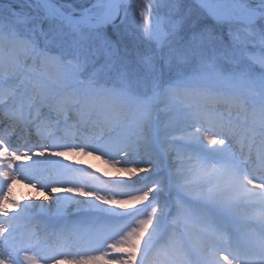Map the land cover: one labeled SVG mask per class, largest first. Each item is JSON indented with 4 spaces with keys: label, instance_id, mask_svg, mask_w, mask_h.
<instances>
[{
    "label": "snow or ice",
    "instance_id": "snow-or-ice-1",
    "mask_svg": "<svg viewBox=\"0 0 264 264\" xmlns=\"http://www.w3.org/2000/svg\"><path fill=\"white\" fill-rule=\"evenodd\" d=\"M186 4L169 0L143 30L128 0L4 5L0 51L30 55L0 57V264H149L178 219L168 264H264V231L259 248L231 242L241 208L264 225V0ZM205 78L223 85L214 103L250 116L242 132L230 115L173 103ZM20 184L43 197L21 203ZM73 209L91 227L54 244L25 227Z\"/></svg>",
    "mask_w": 264,
    "mask_h": 264
},
{
    "label": "rangeland",
    "instance_id": "rangeland-1",
    "mask_svg": "<svg viewBox=\"0 0 264 264\" xmlns=\"http://www.w3.org/2000/svg\"><path fill=\"white\" fill-rule=\"evenodd\" d=\"M128 3L130 6V12H129V22L133 30L137 29V26H139V30H143L146 20L151 22L152 18L159 13L161 17L164 16V14L167 11V4L169 3V0H128ZM196 3V0H187L186 6L192 7ZM5 4H11L10 1L2 0L0 2V11L4 10ZM143 11L145 13L144 17L140 16V12ZM133 12L135 15H133ZM132 45L131 42H129V48L131 49ZM19 48H5L0 53H2V58L5 60V62L9 63H15L17 61L19 62H26L28 56L30 55L26 50L22 49L19 50V53H23L24 56L22 59L15 56L16 50ZM8 52H12L11 55H14V58L8 57ZM14 52V53H13ZM185 72L192 73L195 71L192 67H186ZM56 73L53 69L49 68L45 72V76L49 79L54 78ZM175 72H168L167 69L164 71L163 79L165 82L169 80H173L176 78ZM223 85H221L218 82L213 81L210 78H205L204 80L198 82L194 85L192 90V95L188 97H184L182 99H177L173 101L174 104L177 105H183L187 106L188 104H199L201 107H208L212 108L213 110L225 113L227 115H230L234 121H239L237 127L239 131H243V125L245 123V119L247 114L244 112L238 110L237 108H229L228 106L222 104V103H214L213 102V96L218 93L222 89ZM247 107L251 109H258L259 107V101L258 99H249L247 102ZM155 111H160L159 106L157 105L155 107ZM248 119H250V116H247ZM255 148L259 147V143L254 145ZM161 148H163V145L161 144ZM237 152L239 151V145H236ZM85 164H91L93 168L99 169V171L102 173L108 169L104 167V165L97 160H92V158L88 157H82L80 158ZM110 171V170H109ZM114 174V173H111ZM19 199H22L21 197ZM241 211V210H240ZM244 217V215H243ZM78 224L82 226V229H87L91 227L90 224L86 225L83 221V218L81 220H77ZM185 222H182L181 220H177L175 224L176 231L174 234H165L164 237L161 238L160 243L156 250H154V253L150 256L149 264H168L169 262V255L171 253V247L170 243L172 241H175L179 243L182 239L181 233H186V228L184 226ZM75 227V226H74Z\"/></svg>",
    "mask_w": 264,
    "mask_h": 264
},
{
    "label": "bare ground",
    "instance_id": "bare-ground-1",
    "mask_svg": "<svg viewBox=\"0 0 264 264\" xmlns=\"http://www.w3.org/2000/svg\"><path fill=\"white\" fill-rule=\"evenodd\" d=\"M14 49V48H12ZM21 48L17 49L15 52V56L17 55L22 59L24 56L23 53H19ZM14 53V52H13ZM12 52H8V57L14 58V55H11ZM2 56V53H0V57ZM92 160H95L92 158ZM98 161V160H97ZM14 194L16 198L21 202H25V197H37L39 195L41 198L43 197V193H37L36 190L31 189L30 187L20 184L17 185L14 189ZM22 199H19V198ZM47 204H51L52 200L45 201ZM235 226L236 231L232 229V243L238 245L240 248L242 245V242L245 241L247 244H250L251 242L247 240L248 238L252 237H258L260 236V233L264 231V225H262L257 219H254V213H252L247 207H243L240 209ZM244 215V217H243ZM75 220L74 216H71L70 218H66L62 220L59 224H53L49 220L45 219L42 215H35L33 218L25 225V227L32 233L39 234L42 239H48L50 243H55L56 241V234L64 228H72V227H79L82 229V226L78 224H73L72 226H67L68 223ZM238 230V231H237ZM240 231V232H239ZM249 235V236H248ZM251 240V239H250ZM251 245V244H250Z\"/></svg>",
    "mask_w": 264,
    "mask_h": 264
},
{
    "label": "trees",
    "instance_id": "trees-1",
    "mask_svg": "<svg viewBox=\"0 0 264 264\" xmlns=\"http://www.w3.org/2000/svg\"><path fill=\"white\" fill-rule=\"evenodd\" d=\"M6 1H10L12 5H16L17 4V0H6Z\"/></svg>",
    "mask_w": 264,
    "mask_h": 264
}]
</instances>
